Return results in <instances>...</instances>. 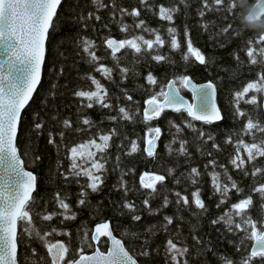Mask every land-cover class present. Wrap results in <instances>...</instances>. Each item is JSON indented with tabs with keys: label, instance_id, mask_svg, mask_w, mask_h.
Returning a JSON list of instances; mask_svg holds the SVG:
<instances>
[{
	"label": "snow or ice",
	"instance_id": "snow-or-ice-1",
	"mask_svg": "<svg viewBox=\"0 0 264 264\" xmlns=\"http://www.w3.org/2000/svg\"><path fill=\"white\" fill-rule=\"evenodd\" d=\"M192 0H173L170 6L163 4L150 5L149 0H138V6L131 9L120 7L118 9L121 17L127 15L133 18H139L141 13L139 7L154 9L158 7V17L161 21H167L169 26L166 28L170 39V48L173 52L181 49V43L178 40V29L174 26V17L179 12V5L185 8V16L188 15V9L191 7ZM199 5L197 15L200 17V27L207 30L211 22L204 21L208 13L219 12L225 8V0H196ZM96 10L107 8L108 5L102 0H91ZM62 0H0V264H19V249L25 252L31 248L32 255H36L35 243H40L46 250V255L41 256L39 260H33L31 264H139L138 256L148 257L150 254L146 250L150 247L151 240L157 235V231L162 229L167 234V239L163 243L165 264H190L188 255L195 246L198 254L212 253L215 258L223 261V264H264V219L257 221L249 215V209L253 205V194H258L261 200V207L264 208V182L257 181L249 186V194L244 195L245 189L239 186L229 174L226 165H218L223 169L224 180L221 179V173L215 171L217 161L210 159L205 165L213 166V170L207 174L211 178V185L214 195L218 194L219 200L215 207L219 209L228 202L230 193L235 190L239 198L236 202L229 204L228 208L218 217L210 220L211 225L223 224L226 232L233 235L240 233L239 244L234 245L237 252H242L240 259L234 260L226 255L218 254L214 247H209L211 241L203 240L198 234L199 223L193 224L190 229V238L193 246L187 244V238L178 241L173 237L169 226L174 222H182L184 217L180 214L181 210L192 211L194 215H203L208 211L207 206L201 199V190L197 188L191 192V196L184 195L180 191L173 193L175 197L176 211L171 215L163 214L162 221L145 228L144 232L125 230L124 237L131 235L134 240H140L143 235L144 240L140 245V251L134 255L135 248H129L123 242L122 238H117L110 222L105 219L94 225L92 229H84L83 234H77L78 246L74 249L71 242H65L63 239H53L54 236L69 237L68 231H58L57 226L51 228H42L37 224L53 221L54 217H63L61 224L67 220H75L76 213L71 212L70 205L66 202L67 196H61L59 191L54 193L53 202L56 209L48 210L47 202L43 209H37L34 205L37 203L33 196L37 189L38 177L29 170H26L25 157L32 156L33 162L41 159L32 151L31 137L34 135L39 138L45 131L46 121L40 113L34 112L29 118L27 127L24 124V111L29 102L33 99L34 93L41 82L42 65L46 56V40L50 29L55 26V19L58 17V8ZM235 5L229 8L234 9ZM112 14L117 11L115 3L111 5ZM234 15L235 13L232 12ZM101 20L100 15L94 11H89L87 17L80 15L78 22H83L85 27L88 20ZM121 32H126L127 25L120 22ZM135 28L149 32L154 35V39H146L143 35H133L130 38L115 39L105 37L104 44L110 50V56L116 65L120 63L122 50H131L136 57L149 55L151 60L159 63L161 61L174 64L170 57L162 54H152L157 47H164L167 41L162 38L159 29H151L145 25L143 19H138L133 25ZM107 27V25H105ZM231 30V25L225 27V33ZM183 35L186 40V52L181 54L182 60L187 64L190 57H193L201 65H207L210 61L197 48L193 46L190 38V29L185 22ZM211 39V37H210ZM259 42H264V35L258 37ZM251 42V40H250ZM82 50L88 54V62L94 66L96 72L101 73L106 79H111L113 68L100 63L101 58L94 51L93 41L83 38L81 40ZM223 47V45H221ZM120 54V55H118ZM238 62V67L242 66L239 56L233 53ZM247 61L251 65L260 64L264 66V47L255 50L249 46L246 50ZM98 65V66H97ZM55 71V69H53ZM122 77L126 78L130 69L123 67L119 69ZM63 73V69H60ZM147 84L155 86L158 83L157 78L149 72L145 77ZM86 80L91 81L94 90H77L74 92L76 97L86 100L83 105L88 109L99 105L101 108H112L113 105L108 102V90L94 76L89 75ZM179 84V87L177 86ZM53 89L55 84L51 86ZM181 88L187 89L192 94L191 102L181 95ZM261 94H264V67L258 78L247 82L240 90L233 92V101L230 104L234 118L240 119L241 129L236 133L237 139L234 146V154L229 157V163L236 170H239L244 177L249 175L256 178L258 175L264 177V166H256L259 159H264V123L255 121L240 107V102L244 101L248 105L260 107ZM123 97L129 102H133V96L123 90ZM217 85L213 81L197 84L186 74H181L167 81V84L160 87L159 91H152L146 99L143 100V110L141 122L146 126L144 134L143 151L148 157L156 155L157 141L160 140L162 129L159 126H152V122L159 120L162 114L170 109L174 113H179L183 117L182 125L168 120L170 128H175L176 133L183 129L190 130L195 135L196 140L201 144L211 142V148L219 150V144L216 143V137L211 133L197 127L193 122L199 121L202 125H213L224 119L222 110L217 105ZM137 107L131 110L127 107H118L120 119L133 121L134 117L140 115L139 102H135ZM186 113V117L183 114ZM49 119L53 122L52 127L47 132V143L54 144V129L59 123L55 115H50ZM116 120V116L109 117ZM64 128L71 127L72 122L69 119H63ZM84 125L92 126V121L84 117ZM80 129H77L79 131ZM21 133L27 139L28 144L21 153L20 139ZM242 133V135H241ZM257 133L260 138L257 139ZM115 132L104 134L100 133L97 139L88 140L85 143L74 145L68 148V159L70 161L68 173L74 177L79 184L80 178L85 177L86 181L80 185L77 204L84 206L88 203L87 197L89 190L91 193H98L101 185L104 183L103 174L106 171L104 153L110 147V140ZM61 138L65 133L59 132ZM251 136V141H246L245 137ZM175 142V139L174 141ZM131 152H137L139 146L136 141H131ZM178 153L180 156L188 157L189 141L180 140ZM225 143L232 144V137L229 135ZM171 152V145H166ZM94 149V151H93ZM197 151H201L198 147ZM101 154L99 158L97 155ZM131 153H129L130 155ZM201 154L204 153L201 151ZM246 154V157L245 155ZM212 156V152H207ZM119 159V158H117ZM251 163L253 169L249 172L247 165ZM169 175L172 169H167ZM201 173L197 168L191 167L188 179L193 185L197 183L196 177ZM148 181H145V177ZM65 180L69 175L64 176ZM166 176L163 174L143 173L140 176V188L149 190L145 198L141 201L143 210L149 215H155L157 212L164 213V210L170 206V199L167 194L163 195L162 201L154 208L152 200L156 199L158 187L164 186ZM177 184L180 180H175ZM121 183H123L121 181ZM127 190H125V197ZM195 204V212L192 204ZM120 207L127 210L130 221L133 222L130 228L136 225L134 222L141 221L142 217L138 214L139 210L135 203L123 200ZM125 213L122 212L121 215ZM181 225L176 227L175 237L181 235ZM103 238V239H102ZM251 242L250 245L247 242ZM229 243H233L229 241ZM250 248V251H249ZM106 249V250H105ZM90 250V251H89ZM258 258V259H257Z\"/></svg>",
	"mask_w": 264,
	"mask_h": 264
},
{
	"label": "trees",
	"instance_id": "trees-1",
	"mask_svg": "<svg viewBox=\"0 0 264 264\" xmlns=\"http://www.w3.org/2000/svg\"><path fill=\"white\" fill-rule=\"evenodd\" d=\"M108 5L107 8L96 10L91 0H62V4L58 9V17L55 19V26L50 30L47 41V53L43 76L32 101L24 111V124L27 127L29 118L34 112H39L45 119V131L39 137L34 135L31 137V147L33 153L41 157L40 160L33 162L32 156L25 157L26 169L32 171L37 177V189L33 193L37 203L34 205L37 209H43L47 202L48 210H58L53 202L54 193L59 191L61 196H67L66 202L70 205L71 212L76 213L75 220L64 221L60 223L63 217H54L53 221L41 224L37 220V224L42 228H51L57 226L58 231H68L71 233L69 237L54 236L53 239H63L65 242H71L75 249L78 246L77 234H83L84 229H92L94 225L107 219L114 234L117 238H122L123 242L130 249L135 248L133 252L136 255L140 251V245L143 243L144 237L140 240H134L131 235L124 237L122 234L125 230L137 231L143 233L145 228L162 221L163 214L171 215L176 211L174 204L175 197L173 193L180 191L184 195L191 196V192L197 188L201 190V199L207 206L208 211L203 215H194L192 211L181 210L184 217L182 222H174L169 229L174 238L183 241L187 238V244L193 246L190 238V229L193 224L199 223L198 234L205 241H211L209 247H214L218 254H223L231 259L239 260L242 252H237L234 245L239 244L240 233L233 235L226 232L223 224L211 225L210 220L218 217L229 206L230 203L236 202L239 198L238 194L233 190L227 203L219 209L215 207L219 200L218 194L214 195L211 185V178L207 174L213 170L212 165H205L210 159L217 161L215 171L220 172L221 179L224 180L223 169L218 165H226L229 174L239 183V186L245 189L244 195L249 194V186L257 181L264 182V177L252 176L244 177L239 170H236L229 163V157L234 154L236 133L240 132V119L234 118L232 108L233 92L240 90L244 84L258 78V73L262 70V65H251L247 61L246 50L249 46L258 51L260 47H264V42H259L258 37L264 35V32L253 31L246 28L241 19L244 15L248 2L251 0H225V8L219 12L208 13L204 17V21L211 22L207 30L200 27L201 20L197 15L198 4L196 0H192L191 7L188 9V15L185 16V8L183 5L179 7L178 14L174 17V26L177 27L179 35L178 40L181 43V49L173 52L170 48V39L167 35L166 28L169 26L167 21H161L158 17V7L154 9H146L139 7L141 13L139 18L131 16L121 17L118 9L120 7L131 9L138 6V0H102ZM173 0H149L150 5L163 4L170 6ZM115 3L117 11L112 14L111 5ZM235 5L234 9L229 8ZM89 11H94L96 15L101 16V20L96 21L94 17L88 20L87 26L83 22H78L80 15L87 17ZM232 12L235 14L233 15ZM138 19H143L145 25L151 29H159L167 43L164 47H157L152 54H162L170 57L174 64L161 61L159 63L151 60L149 55L136 57L131 50H122L120 55V63L116 65L110 56V50L104 44L105 37H112L117 40L130 38L133 35H143L146 39H154V35L142 29L135 28L134 23ZM128 26L126 32H121L120 22ZM187 23L190 29V38L193 46L199 49L210 61L207 65H201L193 57H190L186 64L181 54L186 52L187 44L184 32V24ZM107 25V27H105ZM231 25V30L227 33L223 29ZM211 37V39H210ZM87 38L93 41L96 55L101 58L100 63L113 68L111 79H106L101 73L94 70L88 60V54L82 50L81 40ZM251 40V42H250ZM223 45V47H221ZM233 53L239 56L242 66L238 67V62L234 58ZM98 66V65H97ZM127 67L130 69L126 78L122 77L119 69ZM55 69V71L53 70ZM63 69V73H60ZM151 72L158 80L157 85L150 86L147 84L145 77ZM181 74H186L192 78L197 84L213 81L217 85V101L222 110L224 119L213 125H202L200 122H193L197 127H202L204 131L211 133L216 137V143L219 144V150L211 148V142L201 144L196 140L195 135L190 130L183 129L180 133H176L175 128H170L168 120L182 125L183 117L179 113L164 112L159 120L153 121L152 126H159L162 129V135L159 140L158 149L154 157H148L143 151L144 134L146 126L141 122L143 100L152 93L159 91L161 86L167 84V81ZM92 75L104 85L108 90V102L113 105L112 108L104 109L99 105L91 109L83 107L87 103L86 100L76 97L74 92L77 90H94L91 81L86 77ZM55 84L53 89L51 86ZM179 87V84L177 85ZM123 90H127L133 96V102H129L123 97ZM181 93L185 97H190L189 93L181 88ZM263 94H261V97ZM139 102L140 115L134 117L133 121H125L119 118L117 108L127 107L135 110ZM240 107L255 121L264 123V111L262 108V99L260 107L248 105L244 101L240 102ZM50 115H55L59 121L54 129V144L47 143V132L52 127ZM116 116V120L109 117ZM186 117V113L183 114ZM89 118L92 126L84 125L82 119ZM63 119H69L72 124L69 128H64ZM77 129H80L77 131ZM65 133L62 139L59 132ZM115 132L110 140V147L103 154L105 158L106 171L103 174L104 183L98 193H91L87 197L88 203L84 206L77 204L80 185L86 181L85 177L80 178L79 184L76 179L68 173L69 153L68 148L85 143L91 139H97L100 133L109 134ZM231 135L232 144L225 143L227 137ZM242 135V133H241ZM260 134L257 133V139ZM175 139V142H173ZM189 141L186 145L189 156H180L178 149L180 140ZM246 141H251V136L245 137ZM131 141H136L139 150L131 152ZM21 153L27 147L28 141L21 133L19 141ZM166 145H171L172 151L169 152ZM201 151H197V148ZM94 151V149H93ZM212 152V156H208L207 152ZM129 153H131L129 155ZM101 154L97 155L99 158ZM246 157V154H244ZM119 158V159H117ZM256 166H264V159H259ZM195 167L201 173L196 177L197 183L193 185L188 179L190 168ZM249 172L253 169V165H247ZM167 169H172L169 175ZM148 172L150 174H163L166 176L164 186L157 185L158 193L156 199L152 200V207H156L162 201L163 195L167 194L170 199V206L164 210V213L157 212L155 215H149L143 210L141 201L145 198L149 190L140 188V176ZM69 175V179L65 180L64 176ZM180 183L175 182L176 179ZM121 181L123 183H121ZM125 190L127 196L125 197ZM136 204L142 219L134 222L135 227L130 228L133 223L127 210L120 207L124 199ZM253 205L249 209V215L257 221L264 219V208L261 207V200L258 194H253ZM195 212V204H192ZM124 212V215L121 213ZM181 225V235L175 237L177 224ZM103 239V238H102ZM167 239V234L162 230L157 231L154 238H150L151 244L146 250L149 252L148 257L138 256L140 264H165L163 243ZM232 241L233 243H229ZM250 245V241L247 242ZM36 249V255H32L31 248L25 252L19 249V264H31L33 260H39L41 256L46 255V250L40 243L33 245ZM106 250V249H105ZM90 251V250H89ZM250 251V248H249ZM190 264H223V261L215 258L212 253L198 254L195 246L188 255ZM258 259V258H257Z\"/></svg>",
	"mask_w": 264,
	"mask_h": 264
},
{
	"label": "clouds",
	"instance_id": "clouds-1",
	"mask_svg": "<svg viewBox=\"0 0 264 264\" xmlns=\"http://www.w3.org/2000/svg\"><path fill=\"white\" fill-rule=\"evenodd\" d=\"M241 22L250 30L264 32V0L248 2Z\"/></svg>",
	"mask_w": 264,
	"mask_h": 264
},
{
	"label": "water",
	"instance_id": "water-1",
	"mask_svg": "<svg viewBox=\"0 0 264 264\" xmlns=\"http://www.w3.org/2000/svg\"><path fill=\"white\" fill-rule=\"evenodd\" d=\"M60 7V6H59ZM59 9V8H58ZM51 30V29H50ZM50 32V31H49ZM47 41H48V39L46 40V44H45V47H46V53H47ZM45 59H46V56H45ZM44 65H45V62H44V64L42 65V74H41V80H42V76H43V70H44ZM41 83V82H40ZM40 85V84H39ZM39 85H38V87H39ZM37 87V88H38ZM35 94V93H34ZM190 94H191V92H190ZM34 96V95H33ZM186 99V98H185ZM217 99V98H216ZM186 100H188V99H186ZM191 100H192V94H191ZM32 101V100H31ZM30 101V102H31ZM30 102H29V104H30ZM191 102V101H190ZM217 105H218V101H217ZM28 106H26V108H27ZM218 107H219V105H218ZM262 107H263V111H264V94H263V97H262ZM220 108V107H219ZM165 112H171V110L170 109H168V110H166ZM197 122H199V121H197ZM219 122H221V121H219ZM219 122H216L215 124H217V123H219ZM201 123V122H200ZM158 145H159V141H157V149H158ZM157 149H156V151H157ZM146 154V153H145ZM147 155V154H146ZM27 170V169H26ZM147 177V176H146ZM145 181L147 182L148 181V177L145 179ZM35 192V191H34Z\"/></svg>",
	"mask_w": 264,
	"mask_h": 264
},
{
	"label": "bare ground",
	"instance_id": "bare-ground-1",
	"mask_svg": "<svg viewBox=\"0 0 264 264\" xmlns=\"http://www.w3.org/2000/svg\"><path fill=\"white\" fill-rule=\"evenodd\" d=\"M140 264V263H139Z\"/></svg>",
	"mask_w": 264,
	"mask_h": 264
}]
</instances>
